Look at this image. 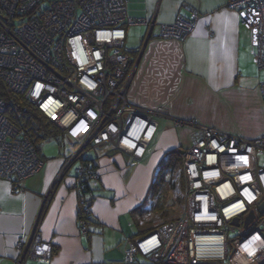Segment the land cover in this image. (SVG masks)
Returning a JSON list of instances; mask_svg holds the SVG:
<instances>
[{
    "label": "built area",
    "instance_id": "2783aa9c",
    "mask_svg": "<svg viewBox=\"0 0 264 264\" xmlns=\"http://www.w3.org/2000/svg\"><path fill=\"white\" fill-rule=\"evenodd\" d=\"M127 1L0 0V78L80 143L58 177L81 160L85 148L98 157L120 152L134 160L144 158L161 120L168 117L163 107L147 109L128 101L138 58L127 50V26L146 25L147 41L155 35V20L128 16ZM228 4L250 31L253 61L264 70V0ZM201 16L198 10L189 18L178 15L162 25L159 35L183 42ZM260 94L264 104V81ZM5 109L0 94V177L16 192L44 162ZM175 123L192 124L181 119ZM197 127V138L181 153L182 163L172 174L183 199L178 215L130 240L126 264H134L136 255L151 264H264V166L258 162L264 155V133L248 138ZM87 171L77 164L78 189ZM251 212L255 218L247 223ZM18 246L24 249L18 264L29 257L44 261L53 256L37 225L27 246Z\"/></svg>",
    "mask_w": 264,
    "mask_h": 264
},
{
    "label": "crops",
    "instance_id": "0c3cea01",
    "mask_svg": "<svg viewBox=\"0 0 264 264\" xmlns=\"http://www.w3.org/2000/svg\"><path fill=\"white\" fill-rule=\"evenodd\" d=\"M228 3L127 1L128 16L155 20V35L146 43V25L127 26V50L138 58L128 101L147 109L163 107L168 117L161 120L144 158L134 160L120 152L95 156L91 220L84 226L78 217L77 165L58 177L66 157L42 158V169L27 178L20 191L14 192L10 181L0 177V264H18L24 251L18 243L25 248L36 225L52 245L53 256L44 261L29 257L23 264H126L128 242L156 227L149 221L151 207L146 205L143 213L134 211L146 200L166 151L190 147L198 136L197 125L248 138L264 133L260 94L264 70L253 67L250 31ZM193 10L202 16L185 41L159 35L162 25L178 15L189 18ZM175 119L192 124L178 127ZM63 139L74 150L80 145ZM134 264L151 262L136 255Z\"/></svg>",
    "mask_w": 264,
    "mask_h": 264
},
{
    "label": "trees",
    "instance_id": "16d2710c",
    "mask_svg": "<svg viewBox=\"0 0 264 264\" xmlns=\"http://www.w3.org/2000/svg\"><path fill=\"white\" fill-rule=\"evenodd\" d=\"M0 94L5 101V113L7 117L20 130L21 134L28 137L34 145L50 135H53L58 139L59 136L60 138L65 136L69 138L66 132L45 116L36 105L26 98L24 93L12 90L1 78ZM62 141L64 142V139ZM91 153H93V155H90ZM95 156L96 154L91 148H85L84 156L79 161L88 168L84 180L80 182L79 185L80 202L78 217L79 220L85 221L82 226L86 225L91 220L89 215L93 202V188L91 183L94 180L93 175L96 174L98 168ZM181 163L182 154L180 149H170L165 152L164 157L158 165L157 173L150 186L146 200L140 207L136 208L134 212H146L145 206L148 201H151L152 205L149 212L157 211L162 215L167 214V209L164 206L163 200L166 196L165 188H168V186L170 187V184H172V174ZM154 228L155 227L153 226L150 230L152 231Z\"/></svg>",
    "mask_w": 264,
    "mask_h": 264
},
{
    "label": "rangeland",
    "instance_id": "374dc122",
    "mask_svg": "<svg viewBox=\"0 0 264 264\" xmlns=\"http://www.w3.org/2000/svg\"><path fill=\"white\" fill-rule=\"evenodd\" d=\"M146 39H147V36L144 40V43H145ZM253 67L256 68V70L258 69V67L255 63L253 64ZM65 137L67 140L69 139V138H67V136H65ZM62 140H63V138L62 137L60 138V136L58 139L55 136L50 135L46 139L37 143L35 146L37 147V150H38L40 157L45 160V159L56 158V157H58V158L66 157L67 158V157L72 156L73 151H74L73 147L67 145V143L63 142ZM90 155H93V153H91ZM258 162H259L260 166H264V155H261L259 157ZM79 163L80 162L77 161L76 164L73 165V167ZM73 167H72V170H73ZM171 183L172 184H170V187L168 186V188H165L166 196H165V199H163L164 200V206L167 209V214L162 215L160 212L153 211L151 217L149 218V221L151 223H153L155 226L163 224L166 221H169L171 219H174L178 215V213L181 209V203L183 200L182 195H181V186H180V189L175 191L176 190V182L172 181ZM146 205L149 209V207H151V205H152V202L148 201V203ZM230 236L233 237V233H231ZM127 248H128V246H127ZM127 248H126V250H127Z\"/></svg>",
    "mask_w": 264,
    "mask_h": 264
},
{
    "label": "water",
    "instance_id": "95a60500",
    "mask_svg": "<svg viewBox=\"0 0 264 264\" xmlns=\"http://www.w3.org/2000/svg\"><path fill=\"white\" fill-rule=\"evenodd\" d=\"M180 152L181 153H184L185 152V149H180ZM260 212L261 213H264V203L260 207ZM254 218H255V213L254 212H251V214L249 215V217L247 219V223H249L250 221H252V219H254ZM238 222H239L238 219H236L234 221L235 224H238Z\"/></svg>",
    "mask_w": 264,
    "mask_h": 264
},
{
    "label": "clouds",
    "instance_id": "9594fccd",
    "mask_svg": "<svg viewBox=\"0 0 264 264\" xmlns=\"http://www.w3.org/2000/svg\"><path fill=\"white\" fill-rule=\"evenodd\" d=\"M68 137H69V135H68ZM69 139L72 141H77L76 139H73L72 137H69Z\"/></svg>",
    "mask_w": 264,
    "mask_h": 264
}]
</instances>
